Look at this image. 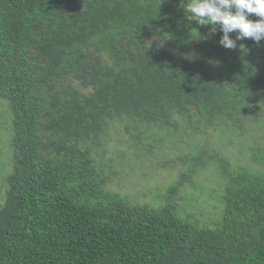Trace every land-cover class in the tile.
<instances>
[{
  "label": "trees",
  "instance_id": "obj_1",
  "mask_svg": "<svg viewBox=\"0 0 264 264\" xmlns=\"http://www.w3.org/2000/svg\"><path fill=\"white\" fill-rule=\"evenodd\" d=\"M187 2L0 0V264H264V40L226 49ZM109 123L131 156L200 133L247 142L250 164L199 149L179 156L187 171L162 205L133 203L94 153ZM211 162L209 213L178 187Z\"/></svg>",
  "mask_w": 264,
  "mask_h": 264
},
{
  "label": "rangeland",
  "instance_id": "obj_2",
  "mask_svg": "<svg viewBox=\"0 0 264 264\" xmlns=\"http://www.w3.org/2000/svg\"><path fill=\"white\" fill-rule=\"evenodd\" d=\"M4 103L7 104L4 100L0 101L1 111H4V107L6 109L7 105ZM4 114V112L3 114L0 113V188L3 190L0 191V197L4 192L6 176L11 172L9 162L10 137L3 128ZM108 125L106 135L103 136L101 144L94 147V153L102 155L99 163L105 165L103 168L110 166V158L114 159V170L117 171V174L108 180L105 187L124 195L133 203L162 205L164 192H168L176 184L175 181L187 171L185 162L180 160L179 156L192 155L196 150L219 151L228 158L231 168L250 164L247 142L241 144L237 139L234 144L229 145L221 143V140L215 135L203 137L200 133L182 138L178 137L175 143H167L162 149L155 150L150 158L142 155L131 156L132 149L119 146L125 137L122 123L111 128L110 123ZM222 140L228 142L227 139L222 138ZM186 141H189V144ZM90 142L92 143V141ZM121 149L127 151L123 164H119V156L115 154V151L119 152ZM119 161L123 160L120 158ZM215 166L216 163L211 162L207 170L186 176L178 187V197L183 202H189L196 209L200 208L202 212H209L210 207L204 204L206 200L204 201L203 198L210 199V187H215L219 182L221 175L219 171L214 170ZM198 192L204 194L202 199L191 202L190 198H193V194H198ZM213 204L214 206L217 205L216 200H213Z\"/></svg>",
  "mask_w": 264,
  "mask_h": 264
},
{
  "label": "clouds",
  "instance_id": "obj_3",
  "mask_svg": "<svg viewBox=\"0 0 264 264\" xmlns=\"http://www.w3.org/2000/svg\"><path fill=\"white\" fill-rule=\"evenodd\" d=\"M184 12L189 21L197 24L211 25V34L222 33L218 43L229 50L243 45L236 41L250 38L256 43L264 40V0H188ZM249 14H255L259 19H249ZM235 33V38L230 37Z\"/></svg>",
  "mask_w": 264,
  "mask_h": 264
}]
</instances>
